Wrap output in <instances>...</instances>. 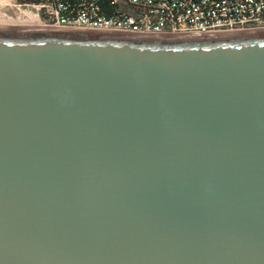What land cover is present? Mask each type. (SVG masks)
<instances>
[{"label":"water","instance_id":"water-1","mask_svg":"<svg viewBox=\"0 0 264 264\" xmlns=\"http://www.w3.org/2000/svg\"><path fill=\"white\" fill-rule=\"evenodd\" d=\"M0 264H264V29L0 28Z\"/></svg>","mask_w":264,"mask_h":264},{"label":"built area","instance_id":"built-area-1","mask_svg":"<svg viewBox=\"0 0 264 264\" xmlns=\"http://www.w3.org/2000/svg\"><path fill=\"white\" fill-rule=\"evenodd\" d=\"M42 26L133 34L264 29V0H29Z\"/></svg>","mask_w":264,"mask_h":264},{"label":"rangeland","instance_id":"rangeland-1","mask_svg":"<svg viewBox=\"0 0 264 264\" xmlns=\"http://www.w3.org/2000/svg\"><path fill=\"white\" fill-rule=\"evenodd\" d=\"M29 0H0V17L11 23H18L23 16L33 17L24 7ZM19 20V21H18ZM18 21V22H17Z\"/></svg>","mask_w":264,"mask_h":264},{"label":"bare ground","instance_id":"bare-ground-1","mask_svg":"<svg viewBox=\"0 0 264 264\" xmlns=\"http://www.w3.org/2000/svg\"><path fill=\"white\" fill-rule=\"evenodd\" d=\"M6 1V0H5ZM20 20V21H19ZM18 23H11L10 21L0 17V28H21V29H40L47 28L40 25L34 18L23 16Z\"/></svg>","mask_w":264,"mask_h":264}]
</instances>
